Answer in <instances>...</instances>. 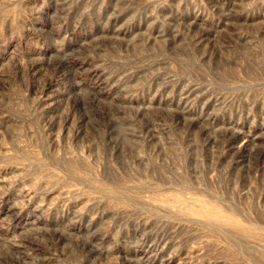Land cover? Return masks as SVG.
Segmentation results:
<instances>
[{"label": "rangeland", "instance_id": "rangeland-1", "mask_svg": "<svg viewBox=\"0 0 264 264\" xmlns=\"http://www.w3.org/2000/svg\"><path fill=\"white\" fill-rule=\"evenodd\" d=\"M0 264H264V0H0Z\"/></svg>", "mask_w": 264, "mask_h": 264}, {"label": "bare ground", "instance_id": "bare-ground-1", "mask_svg": "<svg viewBox=\"0 0 264 264\" xmlns=\"http://www.w3.org/2000/svg\"><path fill=\"white\" fill-rule=\"evenodd\" d=\"M205 213V212H204Z\"/></svg>", "mask_w": 264, "mask_h": 264}]
</instances>
